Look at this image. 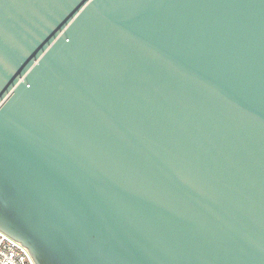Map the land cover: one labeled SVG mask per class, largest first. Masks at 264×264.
<instances>
[{
  "label": "water",
  "instance_id": "1",
  "mask_svg": "<svg viewBox=\"0 0 264 264\" xmlns=\"http://www.w3.org/2000/svg\"><path fill=\"white\" fill-rule=\"evenodd\" d=\"M0 230L36 264H264V0H0Z\"/></svg>",
  "mask_w": 264,
  "mask_h": 264
},
{
  "label": "built area",
  "instance_id": "2",
  "mask_svg": "<svg viewBox=\"0 0 264 264\" xmlns=\"http://www.w3.org/2000/svg\"><path fill=\"white\" fill-rule=\"evenodd\" d=\"M0 264H36L29 249L0 230Z\"/></svg>",
  "mask_w": 264,
  "mask_h": 264
}]
</instances>
